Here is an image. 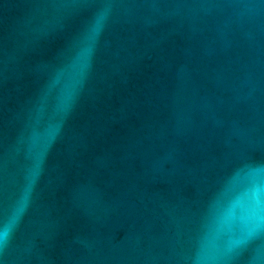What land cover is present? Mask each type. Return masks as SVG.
<instances>
[{
    "label": "water",
    "instance_id": "1",
    "mask_svg": "<svg viewBox=\"0 0 264 264\" xmlns=\"http://www.w3.org/2000/svg\"><path fill=\"white\" fill-rule=\"evenodd\" d=\"M0 264H264V0H0Z\"/></svg>",
    "mask_w": 264,
    "mask_h": 264
},
{
    "label": "snow or ice",
    "instance_id": "2",
    "mask_svg": "<svg viewBox=\"0 0 264 264\" xmlns=\"http://www.w3.org/2000/svg\"><path fill=\"white\" fill-rule=\"evenodd\" d=\"M6 235H7L6 231H0V242H3Z\"/></svg>",
    "mask_w": 264,
    "mask_h": 264
}]
</instances>
